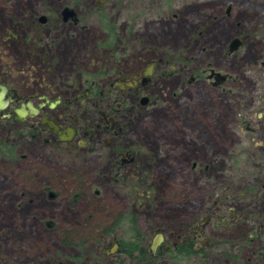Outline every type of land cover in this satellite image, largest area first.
<instances>
[{
    "label": "rangeland",
    "instance_id": "374dc122",
    "mask_svg": "<svg viewBox=\"0 0 264 264\" xmlns=\"http://www.w3.org/2000/svg\"><path fill=\"white\" fill-rule=\"evenodd\" d=\"M63 5L75 10L77 23L61 20ZM97 9L105 10L103 19ZM105 18L117 33L113 55L100 45ZM233 39L240 44L229 50ZM0 57V64L16 69L43 58L62 76L71 70L76 87L79 80L92 79V72L119 65L128 71L156 59L163 70L175 68L168 78L152 81L147 105L138 106L132 93L125 99L119 142L139 149L137 165L114 177L113 158L80 155L77 172L92 181L84 185L85 197L73 199L68 191L80 182L53 181L47 172L32 182L0 163V264L10 263L2 260L10 256L13 264H73L80 247L85 254L108 241L102 227L125 208L129 213L137 208L136 227L145 245L156 233L180 234L188 213L200 212L198 170L192 171L189 160L213 159L218 142L224 149L243 138L240 119L264 111V0H0ZM212 68L236 80L234 96L229 83L225 92L210 86ZM96 189L106 200L107 221L100 211L106 205L92 197ZM45 191L57 197L47 198ZM92 208L96 225L89 230L84 222ZM125 223L126 237L132 229ZM121 231L115 238L123 237ZM70 233L73 243L64 242Z\"/></svg>",
    "mask_w": 264,
    "mask_h": 264
},
{
    "label": "flooded vegetation",
    "instance_id": "af4514ba",
    "mask_svg": "<svg viewBox=\"0 0 264 264\" xmlns=\"http://www.w3.org/2000/svg\"><path fill=\"white\" fill-rule=\"evenodd\" d=\"M231 9L232 6L228 5L226 13L230 14ZM60 17L63 22H78L76 12L64 20L61 9ZM37 19L41 25L47 21L46 18L44 21L40 17ZM103 33L105 38L100 43L101 48L109 49L113 55L117 33ZM37 60L28 62L22 69L10 67L8 62L0 64V163L6 169H17L32 182L44 172L53 181L80 182L81 187L74 186L68 191L73 199L74 196L83 198L86 194L84 185L92 181L77 172L80 155L99 153L108 160L113 158L111 174L114 177L131 165H137L139 149L119 142L125 125L122 114L127 105L125 99L132 93L138 99V106L147 105L152 99L145 92L149 91L152 81L158 76L168 78L175 68L170 65L168 70H163L161 62L156 59L128 71L119 65L94 75L92 72V79H81L76 87L77 80L71 70L62 76L52 71V64L43 63V58ZM262 64L264 66V62ZM206 70L202 68L203 73ZM214 73L213 68L209 69L207 79L210 86L224 91L229 83L228 94L234 96L236 80L228 79L226 74H222L224 79L216 80ZM80 74L79 78L82 77ZM232 122L235 127L236 118ZM239 124L243 128V138L239 142L234 141L224 149L218 142L213 148V159L189 160L192 171L198 170L196 193L202 200L200 212L191 217L188 213L180 234L156 233L149 245H145V238L140 234V248L127 253L123 242L132 241L133 234L125 237V220L130 229L132 219L136 226L134 214L137 208L134 207L131 213L125 208L110 224L102 227L101 236L108 241L104 240L97 249L92 246L85 254L77 249L81 255L75 256L72 263L264 264V111L243 117ZM232 129L235 140L236 131ZM62 157L65 160L61 162ZM211 177L214 181L210 180ZM45 194L47 198L57 197L56 192L45 191ZM100 195L96 189L92 197L106 205L104 196ZM94 210L92 208L84 222V227L89 230L96 225L92 223ZM100 211L106 218L101 219L107 221V205ZM51 225L47 223V226ZM56 228L61 229L60 225ZM116 230H122V238H115ZM109 254H113L111 258ZM9 258L2 260L13 264L12 256Z\"/></svg>",
    "mask_w": 264,
    "mask_h": 264
},
{
    "label": "trees",
    "instance_id": "16d2710c",
    "mask_svg": "<svg viewBox=\"0 0 264 264\" xmlns=\"http://www.w3.org/2000/svg\"><path fill=\"white\" fill-rule=\"evenodd\" d=\"M99 10L97 9V11H99ZM98 15L101 17V19H103L104 16H106L105 10L104 9L100 10V12L98 13ZM101 21H102L101 22L102 25L105 27V29H107V31H115V27L111 23L110 20H108L107 18H105L104 20H101ZM132 225L133 226H132V232H131V234H133V235L130 237L132 239V241H129L128 242V240H124V242H123L124 248L126 249L125 251L127 253L135 252L137 249H139L140 248L139 242L142 240V237L140 235L141 233H139L137 227L134 224V219H132ZM73 238H75L74 234L73 233H70L69 234V240L65 238V241L64 242H66V243H73V240H72ZM73 245L76 246V244H73ZM82 250L83 249H81V247H80L79 248V251L83 252Z\"/></svg>",
    "mask_w": 264,
    "mask_h": 264
},
{
    "label": "water",
    "instance_id": "95a60500",
    "mask_svg": "<svg viewBox=\"0 0 264 264\" xmlns=\"http://www.w3.org/2000/svg\"><path fill=\"white\" fill-rule=\"evenodd\" d=\"M75 15V11L72 9V8H69V7H64L62 9V16H63V19L64 20H67L69 19L70 17H73ZM40 19L42 21L45 20V17L41 16ZM240 44L239 40L238 39H233L232 42L230 43V50H235L237 49L238 45ZM214 76H215V79L216 80H219V79H224V75H222L221 73L219 72H215L214 73Z\"/></svg>",
    "mask_w": 264,
    "mask_h": 264
}]
</instances>
